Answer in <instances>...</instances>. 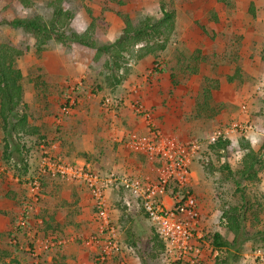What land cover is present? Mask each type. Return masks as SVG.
I'll use <instances>...</instances> for the list:
<instances>
[{
	"label": "rangeland",
	"instance_id": "obj_1",
	"mask_svg": "<svg viewBox=\"0 0 264 264\" xmlns=\"http://www.w3.org/2000/svg\"><path fill=\"white\" fill-rule=\"evenodd\" d=\"M51 1L32 0V5L25 8L15 4L14 0H0V10L6 16H40L48 21L53 16ZM161 3L175 14L174 28L167 35L166 50L159 51L149 65L135 58L124 60L128 68H132L133 73L131 72L129 78L141 79L146 70L160 69L158 72L162 76L160 75L161 81L159 78L158 82L163 87L156 84L150 88L152 108L157 106L158 101L163 107L168 104L179 106L182 98L197 104L199 100L202 101V90L207 85L206 78H218L221 85L214 89L210 103L212 110L202 112V115L208 116L216 111L218 118H221L216 125H230L239 119V115L243 114L240 110L247 106L243 109L247 117L240 119L246 124H252L255 133L245 139L259 152L260 159L264 162V0H232L230 4L217 0H65V6L73 13L69 22L67 21V28L82 33L94 20L93 39L99 46L106 45L121 34L124 22L119 14H128L132 23L138 24L146 16L161 17ZM0 31L2 40L19 47H30L27 53L17 59V66L23 73V103L26 104L25 111L28 116L33 114L29 103H36V95H32V89L38 96L41 94V99L46 103H49V99H54L56 104L60 101L58 118L69 115L79 93L88 90L98 94V86L101 84L111 91L103 95L101 103L105 97H111L117 104L113 109L121 107V96L115 91L112 92V89L119 88L121 84L113 88L106 86L105 75L108 74H97L94 65L83 58L74 61L68 43L62 44L52 39L41 51H37L34 35L22 27L3 24ZM178 90L181 93L176 99L174 96H178ZM173 98L175 101L171 103ZM70 100H74L71 105ZM38 102L42 103L41 100ZM182 109L191 118L198 115L195 108L190 110L189 105L184 106V103ZM189 117H186L187 120ZM207 136L208 133L195 139L203 143V148L194 160L201 169V183L198 185V193L194 185L191 188L197 199L200 200L201 197L208 201L211 198L214 203L215 214H209L212 218L211 226L205 227V233L211 236L216 230H221L223 238L233 242L229 248L222 249V254L216 258L222 264H250L245 253L256 246H264V191L237 173L244 155L239 147L240 139L244 137L231 138V155L220 157L205 148ZM7 139L8 147L5 146L0 130V187L6 183L27 184L33 181L39 176L38 160L44 149H48L46 143L35 137L17 138L12 134ZM226 164L229 170L225 168ZM45 178L40 177L41 196ZM120 192L126 193L124 190ZM28 193L29 186L21 189L17 195L19 211L16 213L5 214L0 211V249H10L11 255L17 259L22 258L24 254L20 251L23 250L29 253L31 264H49L51 250L60 246L46 250L32 232L35 226L32 225L31 218L39 212L41 196L33 202V208L24 216L25 226L20 225L19 218L22 216ZM229 205L242 206L243 229L237 237L221 221L222 210ZM3 223L7 224V228ZM23 231L27 238L23 243L18 242L14 236ZM26 242H33L32 246ZM148 247L140 248L145 250L142 254L144 260L148 264H162L159 251H154L158 249L157 244ZM39 249L41 251L37 253L39 255L36 259L34 254ZM3 257L5 256L0 252V264H17L10 260L4 262ZM214 262L208 260L206 264Z\"/></svg>",
	"mask_w": 264,
	"mask_h": 264
},
{
	"label": "crops",
	"instance_id": "obj_2",
	"mask_svg": "<svg viewBox=\"0 0 264 264\" xmlns=\"http://www.w3.org/2000/svg\"><path fill=\"white\" fill-rule=\"evenodd\" d=\"M153 57L155 55L148 54L139 60H143L146 65H149L153 61ZM158 71L146 70L143 78L132 80L129 77L133 72L132 68H129L125 79L113 86L109 85L105 79V85L111 88L121 84L119 88L112 89V92L115 91L121 96V107L115 110L107 108L103 102L101 103L103 95L111 92L101 84L98 86V94L88 90L79 93L75 105L71 108L69 115L64 118H58L60 101H58L59 104H56L54 99H49V103H46L41 99V94L38 96L34 89H30L32 95H36V103L34 105L32 102L29 103L31 111H33V114L29 115V121L39 128L40 134L43 136V139H39V141L46 143L45 146L53 155L60 154L70 163L84 166L101 175L113 171L118 174L141 178H156L158 162L149 160L143 153L130 150L125 142L129 132L136 131L142 134L148 132L145 117L136 114L133 110L135 104L140 103L151 111L153 125L160 128L164 133L177 137L182 142L202 138L216 127L226 126L216 125L221 120L218 118V114L214 116L197 115L196 118L187 116L182 109L183 103L184 106L189 105L190 110L195 108L196 114L197 104L185 98L181 99L179 106L176 104L174 107L168 104V106L163 107L158 101L157 106L152 108L150 106V88L160 84L158 80L162 73ZM163 78L166 77L163 76ZM220 85L221 81L219 80ZM160 86L163 87L162 84ZM214 91L213 89L212 97ZM180 93L178 90V96L174 97L177 99L180 97ZM39 100L42 103H39ZM174 101V98L171 99V103ZM243 109L240 110L243 114L239 115V119L235 120L232 125L242 126L246 124L243 122L244 120H241L247 117L246 111ZM186 117H189L188 120ZM252 131L255 133L254 127ZM231 133L232 137H244L239 134V130ZM207 150L210 151L208 147ZM194 160L190 165L192 172L191 188L194 185L198 193V185L201 183L199 175L201 169ZM251 183L256 184L260 190L264 191V162L258 179ZM23 188H25L24 184L17 182L1 184V212L7 214L8 212L16 213L19 211L16 197ZM104 197L109 206L110 221L103 232V228L95 217L89 189L83 181L69 177L45 178L38 207L39 212L31 218L35 228L32 230L30 227V229L37 235L35 236L38 239L62 240L60 245H55L60 247L52 248L55 251L51 250L49 264H148L142 256L145 250H140V248L150 247L154 244V232L141 206L129 199L127 193H121L117 188L107 189ZM210 199L208 201L201 199V197L200 200L198 199L201 214L200 226L204 232H206L205 227L211 226L212 218L209 214L211 215V212L213 215L215 214L213 211L214 203ZM165 202L170 203V197L166 196ZM127 203L129 206L126 205ZM3 225L7 228V224L3 223ZM110 227L115 229L112 232L114 238L129 249L113 255L107 261H100L98 256L104 245L103 239L109 233ZM216 232L222 235L221 230H216ZM18 234H15L14 238L23 243L27 234L24 231ZM95 236H98L100 240L94 241L92 238ZM26 243L31 247L33 242ZM136 246L138 252L135 249ZM11 247L13 246L11 245ZM0 252L5 256L3 257L4 262L10 260L17 264H31L29 253L26 251H20L24 254L20 259L11 255L10 249L1 248ZM247 253L249 252L245 254Z\"/></svg>",
	"mask_w": 264,
	"mask_h": 264
},
{
	"label": "built area",
	"instance_id": "obj_3",
	"mask_svg": "<svg viewBox=\"0 0 264 264\" xmlns=\"http://www.w3.org/2000/svg\"><path fill=\"white\" fill-rule=\"evenodd\" d=\"M73 101L70 100V105ZM103 105L107 108L117 106L111 97H105ZM133 110L145 117L148 132H129L125 138L126 145L130 150L143 153L149 160L158 162L156 178H141L113 171L101 175L84 166L70 163L60 155H53L46 148L38 160L39 176L24 184L25 187L29 186V196L19 218L20 225L25 226L24 216L33 208V202L41 196L40 177H69L83 181L88 187L95 217L103 232L110 221L109 206L104 193L109 188H117L118 191L124 190L129 199L141 206L152 229L163 243L160 253L162 264H206L208 260L215 261L224 248L214 247L212 237L206 235L201 228L198 199L191 189L190 165L203 148V143L195 139L182 142L177 137L164 133L153 125L151 111L140 103L135 104ZM238 130L246 138L254 133L253 126L249 124L219 126L208 134L205 143L208 147L220 138L231 139V132ZM166 196L170 197V203L165 202ZM129 203L126 205L129 206ZM113 231L115 229L110 227L109 233L103 239L104 245L98 256L100 261H106L128 248L114 238ZM92 239L100 240L98 236ZM37 240L46 250L62 243V240L47 238ZM39 251L41 250L35 251L36 259ZM245 256L250 264H264V246L254 247Z\"/></svg>",
	"mask_w": 264,
	"mask_h": 264
},
{
	"label": "trees",
	"instance_id": "obj_4",
	"mask_svg": "<svg viewBox=\"0 0 264 264\" xmlns=\"http://www.w3.org/2000/svg\"><path fill=\"white\" fill-rule=\"evenodd\" d=\"M64 1L52 0L50 2L53 6V16L48 21L40 16H6L1 9L0 26L5 24L22 27L25 31L32 33L35 37L34 46L37 51H41L52 39L62 44L68 43L72 51L73 60L77 61L83 58L86 62L94 65V70L97 74L107 73L108 75H105L106 80L111 86L125 79L129 69V66L125 63L127 58L140 59L148 54L156 56L159 51L167 47V35L174 28V11L166 8L164 3H161V17L146 16L138 24H133L128 14H119L124 22L120 36L112 43L99 46L92 36L95 28L94 20H92L88 29L82 33L67 28V25H69L67 21L72 17L73 13L69 7L65 6ZM217 1L230 4L232 0ZM14 2L18 6L25 8L32 5V0H14ZM1 38L2 36L0 35V130L3 134L5 146L8 147L7 137L11 134L17 138L20 136H35L38 139H43L39 128L29 121L28 113L25 111L26 104L23 103V73L17 66V59L27 53L30 47H19ZM262 60L264 63V55ZM206 80L207 85L202 90V101L199 100L197 102L196 110L198 115L212 110L210 107L212 92L213 89L219 87V80L210 78H206ZM215 113L217 114L216 111H213L207 115L214 116ZM245 138L240 139L239 147L244 151V155L241 167L237 173L244 180L252 182L258 179L259 173L262 171L263 162L260 159L259 152ZM231 141L230 138H220L213 144H209L208 149L220 157H229L232 153ZM225 168L227 170L230 169L228 164L225 165ZM230 174L233 173L230 172ZM241 207L239 205H229L221 213V221L235 237L243 229ZM154 235V244L158 246L156 251L161 253L163 243L156 233ZM211 237L212 244L216 248H229L233 245V242L224 239L218 232L212 233ZM135 249L138 252L137 246ZM213 264L222 263L216 259Z\"/></svg>",
	"mask_w": 264,
	"mask_h": 264
}]
</instances>
